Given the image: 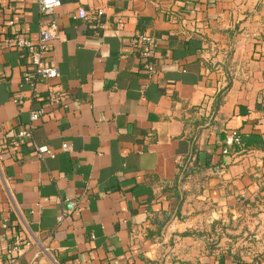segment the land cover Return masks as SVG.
I'll return each instance as SVG.
<instances>
[{
	"label": "crops",
	"instance_id": "crops-1",
	"mask_svg": "<svg viewBox=\"0 0 264 264\" xmlns=\"http://www.w3.org/2000/svg\"><path fill=\"white\" fill-rule=\"evenodd\" d=\"M48 20L38 0H0V264H264V0H61L46 63L66 99L33 125L55 151L41 160L11 141L47 87L34 96L2 40ZM137 32L156 40L151 78ZM231 130L241 145L223 156ZM193 153L180 218L157 236L162 184Z\"/></svg>",
	"mask_w": 264,
	"mask_h": 264
},
{
	"label": "built area",
	"instance_id": "built-area-1",
	"mask_svg": "<svg viewBox=\"0 0 264 264\" xmlns=\"http://www.w3.org/2000/svg\"><path fill=\"white\" fill-rule=\"evenodd\" d=\"M40 12L49 17L46 24L42 25L36 39H30L22 36H5L2 43L10 49L20 50L23 53L26 69L22 76V82L30 85L36 97V84L44 83L47 87L43 96L44 105L37 109L31 110L29 113V123L20 126L12 137L11 145L16 147L20 144H28L34 151L38 159L45 157L53 158L55 151L47 145H35L32 138V128L35 122L39 121L47 115V108L59 109L63 106L66 94L58 86L57 80L60 76L59 70L55 66L47 65L46 59L51 51L52 43L59 38L58 27L54 20V13L61 5V0H38ZM78 17L87 21L89 13L83 8L77 11ZM99 23L102 10L97 9L93 14ZM132 48L131 53L135 54L141 62L144 72L148 78L155 74L154 54L156 51L155 38L146 32H137L130 39ZM20 98L14 97V101L18 102ZM241 145V138L238 131L231 130L225 136V146L222 153H227L229 148ZM70 146L63 143L60 149L67 151ZM22 241L16 236L12 244L11 252H17ZM5 264H20L14 255L7 259Z\"/></svg>",
	"mask_w": 264,
	"mask_h": 264
},
{
	"label": "trees",
	"instance_id": "trees-1",
	"mask_svg": "<svg viewBox=\"0 0 264 264\" xmlns=\"http://www.w3.org/2000/svg\"><path fill=\"white\" fill-rule=\"evenodd\" d=\"M219 96L220 94H218V98ZM223 146H225V138L223 141ZM231 151L232 149L229 148L227 153H223L224 154L223 156L230 155ZM194 155L186 159L184 163L180 167H178V173L172 180L164 182L162 184L163 185L162 196H165L166 199L168 200V208L161 212V217H157V215H155L151 218V223L155 224L156 227V230L153 232V234L155 233L157 236L161 234L162 230L168 224H170L174 220V218H178V219L180 218V209L184 199V193L181 191V186L185 178L193 172L194 170L193 168L197 165V157L196 155L195 157H193ZM204 236L206 238L205 240H206L207 248L213 249L215 239L211 238V232L210 233L205 232ZM217 236L219 238L221 237V235H217Z\"/></svg>",
	"mask_w": 264,
	"mask_h": 264
}]
</instances>
